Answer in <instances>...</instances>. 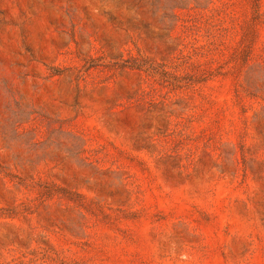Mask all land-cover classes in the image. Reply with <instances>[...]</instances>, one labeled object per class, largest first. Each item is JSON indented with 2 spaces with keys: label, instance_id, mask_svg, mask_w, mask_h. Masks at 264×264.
<instances>
[{
  "label": "rangeland",
  "instance_id": "374dc122",
  "mask_svg": "<svg viewBox=\"0 0 264 264\" xmlns=\"http://www.w3.org/2000/svg\"><path fill=\"white\" fill-rule=\"evenodd\" d=\"M0 264H264V0H0Z\"/></svg>",
  "mask_w": 264,
  "mask_h": 264
}]
</instances>
